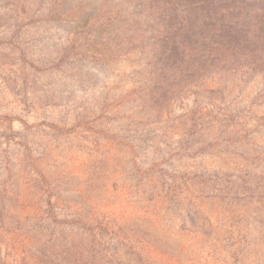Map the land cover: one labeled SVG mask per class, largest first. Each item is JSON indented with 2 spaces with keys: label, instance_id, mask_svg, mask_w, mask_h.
<instances>
[{
  "label": "rangeland",
  "instance_id": "rangeland-1",
  "mask_svg": "<svg viewBox=\"0 0 264 264\" xmlns=\"http://www.w3.org/2000/svg\"><path fill=\"white\" fill-rule=\"evenodd\" d=\"M0 217L25 264H264V0H0Z\"/></svg>",
  "mask_w": 264,
  "mask_h": 264
},
{
  "label": "trees",
  "instance_id": "trees-1",
  "mask_svg": "<svg viewBox=\"0 0 264 264\" xmlns=\"http://www.w3.org/2000/svg\"><path fill=\"white\" fill-rule=\"evenodd\" d=\"M72 216L76 217V225L77 230L80 233V239L83 240L84 237H89V242L94 243L95 238H102L104 232H107V225L103 226L102 224H96V226H93L91 222L85 221L82 218V215L80 213H77L76 211L73 212ZM53 212H51V209H44L41 206H38L35 208L34 212L32 213L33 217H36V223L33 224L32 228H38L40 232H44L46 230L47 225H49V222H52V224H55L56 221H51L54 218L52 215ZM9 229H5L4 223L2 218L0 217V250H1V244L5 243L6 245V253L4 256H1L0 254V264H25V261H27L25 255L27 252L30 251V245L26 243V240L28 238L23 237V234H13L9 232ZM3 233L8 234L7 242H6V236H4ZM50 237H55L54 230H50ZM84 236V237H83ZM86 239V238H85ZM43 247H46V244H43ZM41 247V250H39L40 254V260L46 261L45 258V252L44 249ZM10 258V260H9Z\"/></svg>",
  "mask_w": 264,
  "mask_h": 264
}]
</instances>
